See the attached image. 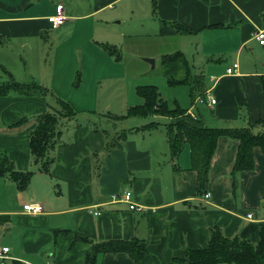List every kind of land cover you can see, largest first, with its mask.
I'll list each match as a JSON object with an SVG mask.
<instances>
[{
    "label": "crops",
    "instance_id": "crops-1",
    "mask_svg": "<svg viewBox=\"0 0 264 264\" xmlns=\"http://www.w3.org/2000/svg\"><path fill=\"white\" fill-rule=\"evenodd\" d=\"M64 2L66 21L54 29L48 22L53 14L29 10V0H0V35H14V42L28 46L30 52L29 40L43 30L57 32L95 17L107 24L115 21V36L129 40L152 36L157 41L155 51L159 52L150 51L145 57L160 59L166 84L177 90L164 97L170 109L177 105L209 127H243L248 120L264 119V45L255 36L264 28V0H132L122 5L118 4L125 0ZM178 24L184 31H178ZM97 33L109 35L105 29H96L94 35ZM105 45L118 52L116 46ZM176 53L182 54V59L164 61ZM235 63L236 72L227 74V68ZM25 68L23 78L8 72L16 81L32 80L48 93L0 96V156H7L19 171L35 169L25 191L0 176V216L4 220L0 222V238L2 228L9 223L10 244L2 246L10 247L17 260L85 264L91 244L77 241L76 234L94 242L142 240L148 254L138 264H177L187 251L206 247L214 229L226 237L259 241L264 227V152L260 147L253 150L255 168L238 174L234 188L231 173L239 141L220 136L209 171L210 198L205 199L196 194L197 173L191 169L190 147L185 145L172 157L167 133L158 131L160 121L159 126L145 128L158 120L174 123L177 119L128 117L129 106L125 114L108 118L113 124L137 118H146L149 123L115 130V136L119 132L124 136H114V142L105 145L104 130L100 132L94 117L87 116L98 110L86 111L82 106L78 110L71 104L87 119L78 122V114L63 119L49 176L34 164L30 134L37 116L55 108L47 96L54 97L51 90L64 87L66 77L48 70L33 76L28 64ZM188 74L202 80L199 91L194 84L196 97L209 93L216 99L215 105H194L192 87L184 83ZM126 192L131 193L135 209L123 200ZM35 203L42 205L41 213L24 211V205ZM97 264L137 263L127 253H105L98 255Z\"/></svg>",
    "mask_w": 264,
    "mask_h": 264
},
{
    "label": "rangeland",
    "instance_id": "rangeland-1",
    "mask_svg": "<svg viewBox=\"0 0 264 264\" xmlns=\"http://www.w3.org/2000/svg\"><path fill=\"white\" fill-rule=\"evenodd\" d=\"M73 1L87 2L91 0ZM131 1L125 0V2H121L118 5L127 2L131 3ZM136 1L138 3H146V0ZM147 1L149 2V0ZM59 2H62L61 4L65 6L64 0H29L27 7L29 10L33 9L37 12L42 11L54 14ZM91 19L76 22L71 28H65L57 32L55 30H43V33L29 40L30 46H32L30 52L28 51V46L24 45L21 47V44L14 42V35H0V88L7 86V83L10 82L2 68L11 72L13 76L15 72L16 78H23L27 74L25 68L27 64L33 72L32 75L35 73L42 74L39 71L45 70L54 73L58 72V75L65 74L64 87L53 89L56 93L51 90L54 97L47 96L50 104L55 107L50 112L61 110L58 99L71 103L78 110H80L81 106L86 111L98 110L96 114L87 113V116L94 117L92 121L98 125L100 132L104 130L105 145H110L114 142L115 130H123L124 127L131 126L134 123H149L150 121L146 118H137L136 120L122 119L114 121V124H117L114 125L112 119L107 116L114 114L123 115L126 113L127 107L139 105L138 101L143 103L144 100L136 94L137 86L156 85L163 98L169 96L170 93L168 91L176 92L177 90L170 89L168 84H166L163 68L160 66V59L156 61V58L145 57L150 51L159 52L155 51L158 48V43L154 37L142 36L131 40L128 38L123 39L114 35V29L117 28L115 21L107 24L97 20V17ZM92 26L96 28H92ZM87 28L90 30L86 31ZM96 29H105V33L109 32V35H98V33L94 35ZM103 44L116 46L119 57H117V54H110L106 49L107 45L103 46ZM176 44L178 45V42ZM165 50L167 48L160 49L163 52ZM146 58L154 59L156 61L154 66L146 62ZM170 76L175 78L176 75L171 74ZM21 83L24 82L21 81ZM29 83H33L32 80L26 82V84ZM47 93L48 91L42 92L35 89L32 96H22L37 97ZM17 94L20 95L18 92ZM65 98L70 99L66 100ZM106 105L107 109H105ZM187 114L191 116L189 113ZM83 119L87 118L83 116V113H78V122ZM167 119H170L171 122L173 121V118L167 117ZM159 121L162 125L158 131L165 135V124H174L176 122L174 120V123H170L165 119L156 122ZM61 129L62 125L59 127V130ZM120 135H122L121 132L116 133L115 137ZM53 165L54 162L51 167ZM10 230L9 223L2 228L3 234L0 238V246L10 244L8 242ZM3 239L7 242H3Z\"/></svg>",
    "mask_w": 264,
    "mask_h": 264
},
{
    "label": "trees",
    "instance_id": "trees-1",
    "mask_svg": "<svg viewBox=\"0 0 264 264\" xmlns=\"http://www.w3.org/2000/svg\"><path fill=\"white\" fill-rule=\"evenodd\" d=\"M156 0H154V3ZM155 10V6H154ZM179 32L184 31L180 25H176ZM110 54H117L114 47H106ZM182 54L168 55L165 62L182 59ZM10 79L7 86L0 88V96L10 92H18L21 95L32 96L34 90L47 92L48 90L38 83H21L14 80L11 73L2 68ZM201 78L188 74L184 83L192 87L193 100L196 99L194 84L200 90ZM174 83V82H172ZM175 84V83H174ZM264 94V81L262 82ZM136 93L144 101L142 104L131 106L126 116L147 117L150 115L177 119L174 124H165L168 143L172 157L178 156L185 145L190 147L191 169L197 173L196 194L203 197L208 192L209 171L215 154L217 140L220 136H227L239 141L234 168L231 173L234 188L237 186V175L255 168L253 150L260 147L264 152V119L249 121L243 127H209L199 118H192L179 106L170 109L155 85H141L136 87ZM203 95V94H200ZM61 110L46 112L37 116V125L30 134V150L36 167L51 175V164L54 162V150L60 134L59 127L63 119H71L78 112L71 103L58 99ZM159 126L158 122H151L145 128ZM124 134L119 136L122 138ZM117 139V138H116ZM34 170L19 171L15 169L12 161L5 155L0 156V176L8 177L16 184L19 190L25 191L30 186V180ZM0 222H4L0 216ZM77 241L91 244V250L87 253L85 264H97L99 254L127 253L137 264L148 254L144 241L138 239H110L94 242L88 237L76 234ZM177 264H264V227L260 231V239L253 243L240 237H226L220 229L212 230L210 241L204 248L192 249L186 252L183 259H177ZM11 264H20L14 261Z\"/></svg>",
    "mask_w": 264,
    "mask_h": 264
},
{
    "label": "built area",
    "instance_id": "built-area-1",
    "mask_svg": "<svg viewBox=\"0 0 264 264\" xmlns=\"http://www.w3.org/2000/svg\"><path fill=\"white\" fill-rule=\"evenodd\" d=\"M65 21H66V16L64 14V7L62 4H58L56 6L55 13L48 17V22L52 25V27L54 29H56V28L62 26L65 23ZM255 36H256V39L258 40V42L261 45H264V28L258 29ZM237 68H238V64L235 63L231 67L227 68L226 73L227 74H233L236 72ZM215 104H216V99L209 93L199 95L194 100V105H198V106H202V107H212ZM190 115L193 116V118H195V116L193 114H190ZM203 198L209 199L210 193L209 192L205 193ZM123 200L129 204L130 209L136 208L134 202L132 201L130 192L124 193ZM23 208H24V211L31 213V214H39L43 211V207L39 203L26 204V205H24ZM248 217H251V215H248ZM14 261H18L20 264H27V263L20 261V260H17L15 257H13L10 254V247L2 246L0 248V264H11Z\"/></svg>",
    "mask_w": 264,
    "mask_h": 264
},
{
    "label": "water",
    "instance_id": "water-1",
    "mask_svg": "<svg viewBox=\"0 0 264 264\" xmlns=\"http://www.w3.org/2000/svg\"><path fill=\"white\" fill-rule=\"evenodd\" d=\"M145 60L146 62L151 63L154 66V63H155L154 59L146 58Z\"/></svg>",
    "mask_w": 264,
    "mask_h": 264
}]
</instances>
